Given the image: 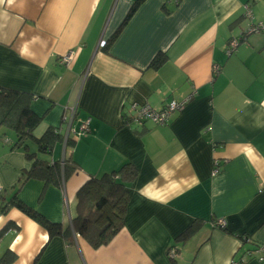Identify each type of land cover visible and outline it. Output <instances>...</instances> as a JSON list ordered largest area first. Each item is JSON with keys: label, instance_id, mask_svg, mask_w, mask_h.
Listing matches in <instances>:
<instances>
[{"label": "crops", "instance_id": "0c3cea01", "mask_svg": "<svg viewBox=\"0 0 264 264\" xmlns=\"http://www.w3.org/2000/svg\"><path fill=\"white\" fill-rule=\"evenodd\" d=\"M134 2L0 0V88L34 96L32 108L44 116L37 136L50 126L66 131L68 106L78 107L74 128L90 119L88 134L54 150L52 159L67 153L79 164L64 188L32 178L19 198L67 225L87 180L128 162L138 168L127 184L125 226L108 245L95 249L76 233L50 239L12 207L0 213V258L10 248L15 264H231L254 244L264 246V33L228 53L229 41L248 28V9L254 22L264 21V0H180L167 3L170 12L165 0H145L105 52L101 41ZM70 50L76 57L68 67L60 59ZM160 52L168 59L155 68ZM186 99L166 125L124 124L136 104L161 109ZM7 130L0 127L9 143L0 147L6 194L33 163ZM216 160L222 167L213 174ZM219 218L228 230L214 226ZM196 220L201 228L178 243L173 262L168 249Z\"/></svg>", "mask_w": 264, "mask_h": 264}, {"label": "trees", "instance_id": "16d2710c", "mask_svg": "<svg viewBox=\"0 0 264 264\" xmlns=\"http://www.w3.org/2000/svg\"><path fill=\"white\" fill-rule=\"evenodd\" d=\"M144 1L135 0L121 26L102 46L105 52H110L112 43L119 37ZM167 3L169 2H166L164 8L167 12H170ZM245 17L248 18L247 13ZM247 30L248 28L238 37L241 38V41L246 38ZM232 41L233 38L229 41V45ZM228 51H233L232 47L228 46ZM167 59V54L160 52L151 65L159 68ZM33 100L34 96L28 92L0 88V127L16 132L17 138L13 147L21 148L26 158L33 162L30 169L23 171L18 184L19 187L12 192H7V194L0 191V213L6 214L12 207L21 210L45 228L50 239L62 236L70 240V236L76 233L85 238L95 249L108 245L125 226L130 200V191L127 184L138 176V168L128 162L118 170L103 173L101 176H92L77 192V214L71 222L65 225L64 223L48 220L37 209L29 206L19 198L21 185L29 179L37 178L45 181L46 184L64 188L67 180L77 170L79 164L67 153L61 160L52 159L58 144L67 143L69 148L74 144V141L72 136H69V139L65 142L66 134L63 126H50L41 136H37L35 131L41 125L44 116L33 110ZM124 124L132 125L128 119H125ZM32 141L37 144L36 151H31L30 142ZM220 167H222V162H220ZM215 221L217 219L213 222ZM202 223V220L194 221L175 238L177 245L171 247L177 248L180 254L181 250L178 248V243L188 241L201 228ZM226 227L223 229L228 230ZM6 230L5 228L2 233ZM247 241L245 237L244 243ZM259 246L260 244H254L248 250L255 251ZM17 259L16 252L9 248L2 254L0 264H15ZM172 261L175 262L176 260Z\"/></svg>", "mask_w": 264, "mask_h": 264}, {"label": "built area", "instance_id": "2783aa9c", "mask_svg": "<svg viewBox=\"0 0 264 264\" xmlns=\"http://www.w3.org/2000/svg\"><path fill=\"white\" fill-rule=\"evenodd\" d=\"M165 2H172L175 4H178L180 2L179 0H165ZM247 17L250 19V25L248 27V30L246 31L245 36L252 34V33H264V21L261 22H254L252 20V13L251 10L248 9ZM241 41V38H233L232 43L229 45V47L233 49V51L236 50L239 43ZM106 43V40H102L100 43V46H104ZM233 51H228V53H232ZM76 57V51L71 50L68 53H66L63 57L60 59V63L65 66H70L74 59ZM220 67H215L214 72L219 73ZM189 99L177 101L172 100L169 103H167L164 107L161 109H155L149 104L145 105H134L133 111L127 119L130 121L131 124H144L146 122L153 123L154 125H166L171 122L174 115L178 112H180L183 107L186 105ZM78 115V107L77 105L68 106L66 108V113L63 116V123L67 125L65 134V142L69 139V136L74 137H81L83 135L88 134L90 132V119L82 121L79 129L74 128L73 124L76 120ZM67 144V143H65ZM220 161L216 160L214 163V171L213 174H217L220 172ZM215 227L219 228H225L227 226V221L225 219L219 218L217 221L214 222ZM178 249L175 247H171L168 250V256L173 260L177 259L179 257ZM257 259L260 262H264V246L260 245L258 249L255 251L248 250V248L242 253L240 257L233 258L231 261V264H246L249 262V260Z\"/></svg>", "mask_w": 264, "mask_h": 264}, {"label": "rangeland", "instance_id": "374dc122", "mask_svg": "<svg viewBox=\"0 0 264 264\" xmlns=\"http://www.w3.org/2000/svg\"><path fill=\"white\" fill-rule=\"evenodd\" d=\"M71 51V50H70ZM64 56V55H63ZM62 56V57H63ZM7 130V129H6ZM7 132H13V134H14V136H13V134H12V140H13V145H14V142L16 141V139L15 138H17V135H16V132L15 131H10V130H7ZM8 135H10V134H8ZM5 134H4V131H0V147H2V144L1 143H5V144H9L8 142H6L5 141ZM10 137V136H9ZM7 139H9L8 138V136H7ZM30 148H31V151H36L37 150V144L34 142V141H32V142H30ZM6 190H4L3 192H5ZM7 192V191H6Z\"/></svg>", "mask_w": 264, "mask_h": 264}]
</instances>
